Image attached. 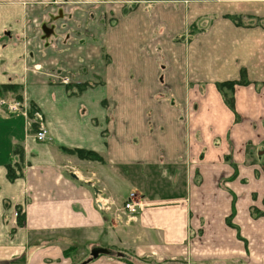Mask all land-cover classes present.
I'll list each match as a JSON object with an SVG mask.
<instances>
[{
    "label": "crops",
    "instance_id": "obj_1",
    "mask_svg": "<svg viewBox=\"0 0 264 264\" xmlns=\"http://www.w3.org/2000/svg\"><path fill=\"white\" fill-rule=\"evenodd\" d=\"M9 1L0 264H264V0ZM109 232L118 257L90 258Z\"/></svg>",
    "mask_w": 264,
    "mask_h": 264
},
{
    "label": "built area",
    "instance_id": "obj_2",
    "mask_svg": "<svg viewBox=\"0 0 264 264\" xmlns=\"http://www.w3.org/2000/svg\"><path fill=\"white\" fill-rule=\"evenodd\" d=\"M54 78L57 81H60L62 83H69L71 81V76L67 73H57L53 75ZM0 105H5L6 108L10 112L20 111V103H18L15 100L12 101H6L5 99H0ZM31 122L35 124V131L33 133V137L37 141H45L48 137V131L47 127L44 124L43 115L39 110L32 111L31 115ZM97 206L104 210V211H110L112 210V203L109 201H104V199L97 195L95 198ZM140 202L137 198V195L134 192L128 193L127 197L122 202L121 207H116L113 209V213H115L116 217L120 220H122V217H125L124 219L127 220H133L135 218V215L137 214L139 210ZM11 215L16 218L19 213L17 210H13L11 212Z\"/></svg>",
    "mask_w": 264,
    "mask_h": 264
},
{
    "label": "rangeland",
    "instance_id": "obj_3",
    "mask_svg": "<svg viewBox=\"0 0 264 264\" xmlns=\"http://www.w3.org/2000/svg\"><path fill=\"white\" fill-rule=\"evenodd\" d=\"M21 0H19L18 2H15V1H9V3L10 2H13L12 3V5L13 6H15L16 4H18L19 2H20ZM95 9H96V7H95ZM54 20H45V22H47L48 23V26H50L51 25V22H53ZM65 22H67V21H65ZM79 23L80 22H82L81 20H79L78 21ZM71 23H72V21H71ZM38 24H40V23H38ZM53 24V23H52ZM63 24H65V23H63ZM54 25V24H53ZM40 26H41V24H40ZM12 32V31H11ZM2 34V37H5L6 36V34L4 33V32H2L1 33ZM40 34H42V39L44 38V34L42 33V31H41V33ZM45 39H49V40H45V42L47 41V43L46 44H50V42H51V36L50 37H48V38H45ZM44 41V40H43ZM45 42H43V43H45ZM133 55H134V53L132 52V51H129V52H126V53H119V52H117V54H116V56L117 57H121V56H126V58H129L131 61H132V59H133ZM141 59H143V54L141 53ZM19 87H18V85H15V86H13L12 85V87H10V89H8V91L10 92V94H5L4 96H2V97H5L4 99L7 101V100H9L10 98H16V99H18V98H20V94H19V89H18ZM7 98V99H6ZM19 100V99H18ZM31 114H32V111H31ZM128 194V193H127ZM127 194H126V196H125V198L127 197ZM113 238V235L109 232V238H108V242H109V244H108V247L107 248H109L110 250H111V252H112V256H115V257H118V254H117V250H115V249H112V248H110V246H112L111 245V243H110V241H111V239Z\"/></svg>",
    "mask_w": 264,
    "mask_h": 264
},
{
    "label": "trees",
    "instance_id": "obj_4",
    "mask_svg": "<svg viewBox=\"0 0 264 264\" xmlns=\"http://www.w3.org/2000/svg\"><path fill=\"white\" fill-rule=\"evenodd\" d=\"M12 85L13 84H2V85H0V88L2 90H8V89H10V87H12ZM13 86H15V85H13ZM18 99H21V98H18ZM30 114H31V112H30ZM80 153L82 155H87V154L90 155L89 151L80 150ZM6 168H7V178L9 180H13L15 177H17L19 174H21L20 164L17 163L16 161L8 162L6 164Z\"/></svg>",
    "mask_w": 264,
    "mask_h": 264
},
{
    "label": "water",
    "instance_id": "obj_5",
    "mask_svg": "<svg viewBox=\"0 0 264 264\" xmlns=\"http://www.w3.org/2000/svg\"><path fill=\"white\" fill-rule=\"evenodd\" d=\"M89 254H90V258H95L100 254L112 255V252L106 246L95 245L90 248ZM117 254L119 255V252H117Z\"/></svg>",
    "mask_w": 264,
    "mask_h": 264
}]
</instances>
